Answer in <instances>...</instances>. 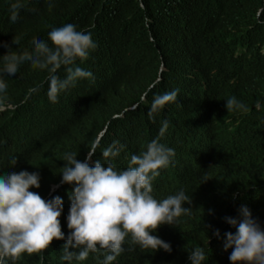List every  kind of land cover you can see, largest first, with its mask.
<instances>
[{
    "label": "trees",
    "instance_id": "obj_1",
    "mask_svg": "<svg viewBox=\"0 0 264 264\" xmlns=\"http://www.w3.org/2000/svg\"><path fill=\"white\" fill-rule=\"evenodd\" d=\"M0 0V173L31 170L40 190L58 184L66 153L89 166H129L153 139L174 150V165L155 182L157 197L184 191L194 204L165 230L171 253L141 250L132 243L112 264H189L185 251L203 248L202 264H226L216 230L225 229L233 207H247L264 230V0ZM73 24L90 32L97 47L76 65L94 79L78 80L48 98V70L26 61L15 75L3 73L8 52H34V39L50 47L53 28ZM57 75L66 76L64 67ZM39 88L30 93V89ZM178 90L175 103L150 116L156 95ZM234 97L247 107L227 110ZM118 142V143H117ZM123 145L116 157L109 147ZM16 164H11L12 158ZM74 184L49 200H63L69 214ZM154 194V181L152 184ZM48 200V201H49ZM55 240V239H54ZM101 251L66 261L57 242L43 255L15 264H102ZM13 264V263H10Z\"/></svg>",
    "mask_w": 264,
    "mask_h": 264
},
{
    "label": "clouds",
    "instance_id": "obj_2",
    "mask_svg": "<svg viewBox=\"0 0 264 264\" xmlns=\"http://www.w3.org/2000/svg\"><path fill=\"white\" fill-rule=\"evenodd\" d=\"M20 0L11 6L10 20L18 19ZM52 47L43 40L34 39V52L17 55L8 52L3 73L15 75L19 65L28 61L33 68L48 70V98L57 102L58 95L81 79H94L90 71L76 65L84 61L97 45L90 32L77 31L73 24L53 28L48 33ZM64 67L66 76L57 72ZM7 84L0 74V94ZM39 88L30 89V93ZM178 90L156 95L149 115L175 103ZM227 110L247 107L236 98H229ZM1 110V107H0ZM168 121L162 123V137L147 144L146 151L130 157L129 166L117 170L112 163L96 161L89 166L95 148L89 149L85 161L76 159V153H66L65 166L58 184L40 190L39 175L31 170L0 173V264H15L23 255H43L57 242L63 244L62 259L83 261L91 253L101 251L102 264L115 263L132 243L141 250L153 253H171L172 243L165 230L177 224L183 216L192 217V199L180 191L166 197H157L155 182L159 175L174 165V150L163 142V131ZM118 143V142H117ZM123 145L106 149L103 158L120 154ZM13 157L11 164H16ZM154 181V194L153 184ZM65 184L75 187L69 196V214H62L63 200L53 197ZM49 200V201H48ZM220 238L226 264H264V230L251 218L247 207H233L225 217V229L216 230ZM55 239V240H54ZM185 262L202 264L208 257L203 248L185 251Z\"/></svg>",
    "mask_w": 264,
    "mask_h": 264
}]
</instances>
